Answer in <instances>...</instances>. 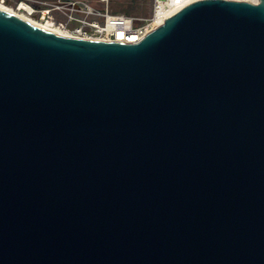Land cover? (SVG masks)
<instances>
[{
    "label": "water",
    "instance_id": "1",
    "mask_svg": "<svg viewBox=\"0 0 264 264\" xmlns=\"http://www.w3.org/2000/svg\"><path fill=\"white\" fill-rule=\"evenodd\" d=\"M0 264H264V0L135 43L0 13Z\"/></svg>",
    "mask_w": 264,
    "mask_h": 264
},
{
    "label": "built area",
    "instance_id": "2",
    "mask_svg": "<svg viewBox=\"0 0 264 264\" xmlns=\"http://www.w3.org/2000/svg\"><path fill=\"white\" fill-rule=\"evenodd\" d=\"M7 1L0 0L3 4ZM111 2V0H61L50 3L45 0H22L17 11L30 19L36 12L41 11V18L34 21L49 24L70 37L135 43L159 27L156 25L158 18L168 13L175 15L194 3L193 0H153V12L150 15H139L115 12L112 10ZM54 10L61 13L63 18H55ZM47 16L51 18L46 19Z\"/></svg>",
    "mask_w": 264,
    "mask_h": 264
},
{
    "label": "bare ground",
    "instance_id": "3",
    "mask_svg": "<svg viewBox=\"0 0 264 264\" xmlns=\"http://www.w3.org/2000/svg\"><path fill=\"white\" fill-rule=\"evenodd\" d=\"M193 1L197 2V1H201V0H193ZM248 1H250L252 3H259L260 0H248ZM0 13L21 19L23 21L32 23L34 25H38L40 27H43L46 30L53 31L58 35L70 37L67 34H65L64 32L60 31L58 28L52 27L49 24H40V23L30 19L29 17L25 16L24 14H21L20 12L16 11L12 7L3 4L2 2H0ZM172 16H173L172 13H168V14L161 16L160 18H158L156 25L161 26L162 24H164V21L166 19H169ZM134 39H137V37H134Z\"/></svg>",
    "mask_w": 264,
    "mask_h": 264
},
{
    "label": "flooded vegetation",
    "instance_id": "4",
    "mask_svg": "<svg viewBox=\"0 0 264 264\" xmlns=\"http://www.w3.org/2000/svg\"><path fill=\"white\" fill-rule=\"evenodd\" d=\"M22 0H8L6 3H5V5H10L11 7H13V9H15L16 11H17V9H18V6H19V4H20V2H21ZM45 1H48V2H50V3H54V2H58V1H61V0H45ZM138 1H141V0H125V2H123L122 3V6H123V8L124 9H129L128 7H126V6H129V5H133V7H130L131 8V11H132V8H134V9H137V7H139V8H146L145 6H144V4H142V3H140V2H138ZM37 7H41V6H37ZM126 7V8H125ZM134 11V10H133ZM42 14V12L41 11H38V12H36L33 16H31V19H33V20H39L40 18H41V15ZM25 15V14H24ZM53 16L55 17V18H57V19H59V18H63V15L61 14V13H59L58 11H55L54 10V12H53ZM51 17H49V16H47L46 17V19H50Z\"/></svg>",
    "mask_w": 264,
    "mask_h": 264
},
{
    "label": "rangeland",
    "instance_id": "5",
    "mask_svg": "<svg viewBox=\"0 0 264 264\" xmlns=\"http://www.w3.org/2000/svg\"><path fill=\"white\" fill-rule=\"evenodd\" d=\"M111 1H112L111 2L112 3L111 4L112 10L113 11L117 10L120 13L150 15L153 12V0H147V2L145 4L146 8H139V7H137V9L132 8V11H131L130 7H133V5L132 6L129 5L130 7L126 6L129 8L126 10L123 8L122 4H120L121 3L120 0H111ZM21 14H23V13H21Z\"/></svg>",
    "mask_w": 264,
    "mask_h": 264
},
{
    "label": "trees",
    "instance_id": "6",
    "mask_svg": "<svg viewBox=\"0 0 264 264\" xmlns=\"http://www.w3.org/2000/svg\"><path fill=\"white\" fill-rule=\"evenodd\" d=\"M120 4H122L123 2H125V0H120ZM138 2H140V3H142V4H144V6H145V4H146V2H147V0H141V1H138ZM124 4V3H123ZM115 12H118L117 10H115Z\"/></svg>",
    "mask_w": 264,
    "mask_h": 264
}]
</instances>
